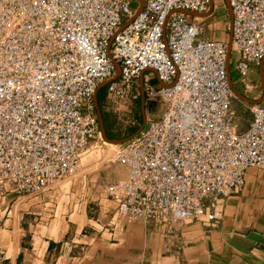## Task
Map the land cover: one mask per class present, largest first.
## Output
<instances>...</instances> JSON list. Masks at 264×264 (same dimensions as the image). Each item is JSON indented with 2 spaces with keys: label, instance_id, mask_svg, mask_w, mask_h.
Instances as JSON below:
<instances>
[{
  "label": "built area",
  "instance_id": "1",
  "mask_svg": "<svg viewBox=\"0 0 264 264\" xmlns=\"http://www.w3.org/2000/svg\"><path fill=\"white\" fill-rule=\"evenodd\" d=\"M210 2L0 0V218L81 177L90 144L107 145L97 89L105 84L103 100L127 113L141 97V76L144 103L157 109L113 149L110 163L124 167L126 178L109 187L110 224L171 229L217 219L247 170L264 171V107L252 105L251 122L238 130L228 43L205 38L198 17ZM227 2L234 70L248 90L250 67L264 58V0Z\"/></svg>",
  "mask_w": 264,
  "mask_h": 264
},
{
  "label": "crops",
  "instance_id": "2",
  "mask_svg": "<svg viewBox=\"0 0 264 264\" xmlns=\"http://www.w3.org/2000/svg\"><path fill=\"white\" fill-rule=\"evenodd\" d=\"M207 14L198 15L203 36L228 43L232 15L226 1L211 0ZM232 56L235 61L231 48L227 72L241 96H235L240 104L238 113L233 112L238 130L244 131L252 115L241 119V114L250 112L254 102L264 106V61L250 67L253 87L245 90ZM149 77L154 86L160 85ZM125 178L126 169L118 165L103 177L96 176L79 204L59 217L58 209L34 208L28 200L13 207L11 217L0 218V264H264L263 170H247L242 189L217 207V219L175 223L171 229L163 222L141 220L110 224L115 203L109 187Z\"/></svg>",
  "mask_w": 264,
  "mask_h": 264
},
{
  "label": "rangeland",
  "instance_id": "3",
  "mask_svg": "<svg viewBox=\"0 0 264 264\" xmlns=\"http://www.w3.org/2000/svg\"><path fill=\"white\" fill-rule=\"evenodd\" d=\"M232 61H234V56L231 57ZM233 63V62H232ZM150 73V72H146ZM232 78H235L234 74L231 75ZM154 81L151 82V85H154ZM105 89H102L99 93V98H102ZM240 104L239 98H235L231 102V110L238 113V105ZM103 110L107 112L112 118H115V125L113 131L116 135L120 136V140L124 139L131 135L132 130L138 129L142 126V113L140 106L135 104L132 106V109L127 113L117 112L114 106L107 104L103 100L102 102ZM264 107V106H263ZM156 108H149L147 105L144 107V115L145 122L147 118L151 117L155 114ZM250 112H243L241 114L242 118H249ZM235 119V114H234ZM236 124V123H235ZM105 143V139L102 137ZM112 144V143H108ZM116 145V144H112ZM116 149V148H115ZM114 149V150H115ZM111 148L108 145H102L101 142H97V140L93 141L90 146L87 148L86 153L81 158V177L73 178L69 180L70 182H64L57 186L52 187V189L46 191L40 196L35 198H31L28 200L29 204H34V208H51L53 210H57V217L61 214V212L69 211L70 208H74L77 203L79 204V200L84 193H87L91 188V185L96 183V176L103 177L107 172H110L117 167V164L110 163L111 160L109 157V151ZM119 166V165H118ZM83 177V178H82ZM85 178V180H84ZM84 180V181H83ZM47 199V200H46ZM47 202H46V201ZM53 200V201H50ZM78 200V202H77ZM45 201V202H44ZM27 202V201H26ZM46 204H50L49 206ZM5 235L2 236L4 238Z\"/></svg>",
  "mask_w": 264,
  "mask_h": 264
},
{
  "label": "water",
  "instance_id": "4",
  "mask_svg": "<svg viewBox=\"0 0 264 264\" xmlns=\"http://www.w3.org/2000/svg\"><path fill=\"white\" fill-rule=\"evenodd\" d=\"M226 1V4H227V7H228V9H229V11H230V13H231V15H232V12H231V9L229 8V6H228V2H227V0H225ZM188 15L190 16H195L194 14H190V13H188ZM205 16H208V14L206 15L205 14ZM231 25H232V20H231V23H230V38H229V41H228V60H229V53H230V51H231V48H232V30H231ZM263 61H264V58H263V60L260 62V64L259 65H261L262 63H263ZM117 72H119V70H118V67H117ZM140 82H141V97H140V108H141V113H142V118H143V123H142V126H140L132 135H130V136H128V137H126V138H124V139H121V140H111V141H109V140H107L106 139V137H105V130H104V126H103V119H102V116H101V113H100V110H99V108H98V105H97V102H96V95H97V93H98V91L100 90V89H103V88H105V84L104 85H101L98 89H97V91H96V93H95V95H94V106H95V110H96V112H97V116H98V120H99V125H100V129H101V134H102V137L105 139V141L106 142H108V143H112V144H116V145H121V144H123V143H125V142H127V141H129V140H131L132 138H134L135 136H137L140 132H141V130H142V128L144 127V125H145V115H144V107H145V103H144V100H143V89H142V76H141V80H140ZM228 82H229V84H230V88H231V90H232V92H233V94H234V96H237V97H241L237 92H235V90L232 88V86H231V82H230V80H229V75H228ZM264 83H263V81H262V85H263ZM253 105H259L258 104V102H254L253 103Z\"/></svg>",
  "mask_w": 264,
  "mask_h": 264
},
{
  "label": "trees",
  "instance_id": "5",
  "mask_svg": "<svg viewBox=\"0 0 264 264\" xmlns=\"http://www.w3.org/2000/svg\"><path fill=\"white\" fill-rule=\"evenodd\" d=\"M105 89V88H103ZM102 102H103V97L100 99H98V103H99V109L101 112V116L103 119V126H104V130H105V137L107 140L111 141V140H117L120 139V136L116 135L113 131L114 125H115V118H112L107 112H105L103 110V106H102ZM138 105L140 106V101L137 100L135 103V106ZM137 130V129H136ZM135 129L131 131V135L136 131Z\"/></svg>",
  "mask_w": 264,
  "mask_h": 264
},
{
  "label": "bare ground",
  "instance_id": "6",
  "mask_svg": "<svg viewBox=\"0 0 264 264\" xmlns=\"http://www.w3.org/2000/svg\"><path fill=\"white\" fill-rule=\"evenodd\" d=\"M110 148H111V150L109 151V155L107 156V157H112V155H113V149H115L116 147L114 146V147H111V146H109ZM67 182H70V181H67Z\"/></svg>",
  "mask_w": 264,
  "mask_h": 264
},
{
  "label": "flooded vegetation",
  "instance_id": "7",
  "mask_svg": "<svg viewBox=\"0 0 264 264\" xmlns=\"http://www.w3.org/2000/svg\"><path fill=\"white\" fill-rule=\"evenodd\" d=\"M101 91V90H100ZM100 91H99V93H100ZM105 94V93H104ZM99 95V94H98Z\"/></svg>",
  "mask_w": 264,
  "mask_h": 264
}]
</instances>
